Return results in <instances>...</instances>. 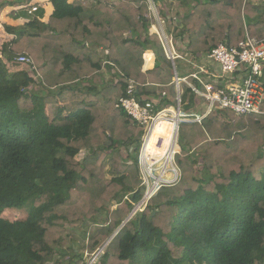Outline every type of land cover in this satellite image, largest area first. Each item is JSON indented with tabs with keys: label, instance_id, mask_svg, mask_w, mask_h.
<instances>
[{
	"label": "trees",
	"instance_id": "obj_1",
	"mask_svg": "<svg viewBox=\"0 0 264 264\" xmlns=\"http://www.w3.org/2000/svg\"><path fill=\"white\" fill-rule=\"evenodd\" d=\"M23 1L30 0H0V10ZM48 2L54 11L42 34L3 45L10 61L29 56L39 77L36 85L24 79L0 87V264H87L73 247L59 251L55 243L68 246L69 238L92 253L133 209L123 203L110 212L109 203L139 186V145L128 150L142 131L115 108L126 89L119 76L133 80L144 99L173 95L170 62L158 37L146 35L155 23L147 0H120L114 8L100 0ZM153 3L187 57L264 36V8L255 0ZM148 50L156 64L143 73ZM104 59L114 65L108 78L95 68ZM185 102L189 111L188 89ZM216 115L182 125L181 180L159 190L93 264H264V114ZM80 151L87 156L78 163ZM23 208L25 220L1 217Z\"/></svg>",
	"mask_w": 264,
	"mask_h": 264
},
{
	"label": "built area",
	"instance_id": "obj_2",
	"mask_svg": "<svg viewBox=\"0 0 264 264\" xmlns=\"http://www.w3.org/2000/svg\"><path fill=\"white\" fill-rule=\"evenodd\" d=\"M259 1L264 5V0ZM147 2L156 21L151 29L158 36L166 59L172 64L175 60H185L176 52L171 38L166 36L164 22L160 20L153 0ZM19 9L26 10L28 15L37 10L33 6ZM203 60L217 64L220 74L209 70L205 64L194 66L195 70L187 77L178 78L175 73L173 83L177 94L173 99H169L165 92L156 98L144 99L138 94L134 81L120 75L126 89L124 96L117 99L115 108L123 111L142 131L138 170L144 194L136 203L132 202L131 196L130 199L125 198L133 207V216L143 212L159 190L173 187L180 181L175 157L181 152V145H178L181 125H200L208 116L218 112H231L237 117L264 114V36L260 39L246 36L236 46L220 44L211 48ZM17 62L34 68L27 55H20ZM107 67L114 68L110 61L105 60L102 68ZM183 84L191 91L194 100L204 104L201 114L182 110L185 107L181 100ZM166 133L170 136L167 137ZM105 248L106 245L97 249L88 264L95 263Z\"/></svg>",
	"mask_w": 264,
	"mask_h": 264
},
{
	"label": "crops",
	"instance_id": "obj_3",
	"mask_svg": "<svg viewBox=\"0 0 264 264\" xmlns=\"http://www.w3.org/2000/svg\"><path fill=\"white\" fill-rule=\"evenodd\" d=\"M69 1H72V0H69ZM100 1L104 5L109 6L111 8H114L120 2V0H100ZM28 2L29 3L27 4L26 1H23V2H20L21 4H17V5H24L25 7H28V8H30V6L36 7L37 11L33 13L32 15H28L27 11L24 9H19L17 5H13V6L6 5L0 10V87L7 86L8 84L12 82H16V81L20 82L21 80H24V79H26L27 82H31L32 84L36 85L37 78L39 77V74L37 73V71L31 70L30 72H28L27 69H25V67L22 64L17 62V58L20 55H24V54L16 55L15 60L10 61L9 58H11L12 55H9L6 50L5 51L3 50L4 44L9 45L12 41H18L21 37H25V36L37 37L47 29L49 18L54 11L52 5L48 2V0H30ZM4 3L5 2H2L1 4H4ZM111 5L114 7H112ZM160 20L164 22L163 19L160 18ZM154 25H156V21L152 26ZM164 27H165V22H164ZM148 31H147L148 36H150L151 34H155L152 32L151 28ZM164 32H165V29H164ZM51 34H55V32H52ZM167 37L170 38L169 36ZM171 40L173 41L176 52L182 55L185 60H175L174 64H172L168 60L170 62L171 67L167 68V72L171 76V85L173 86V95H170L166 91H163V92L167 94L169 99L175 98L177 94L175 85L173 83V80L175 78L174 77L175 73L178 78L187 77L188 74H190L191 72L195 70L194 66L199 65V64H203V65L205 64L209 70L216 72L217 74H220V68L217 64L210 62V61H207V62H204V60L202 61V57L205 56L206 53L199 54L195 58H192L189 56L187 57L184 54V52L181 50L182 48H184V46L179 42V39L174 40L173 38H171ZM99 52H102V48L99 49ZM147 54H150L152 56V64L150 68H146L147 62H145L146 61L145 56ZM142 59H143V64H142L141 72L145 73L147 71H151L156 64L155 54L150 50L145 51L144 54L142 55ZM105 60L107 59H104V61ZM177 61L183 62L181 63V67H182L180 71L181 75L178 74L176 66H175V62ZM95 68L97 69V72L99 74L104 75L107 78L110 76L109 74L113 73L114 71V68L110 69L111 70L110 71L107 68H102V65L95 66ZM106 69L109 70L110 72L108 71L109 73H107ZM116 79L118 78H114V80ZM119 79H120V76H119ZM263 81H264V78H263ZM189 82H192V80H189ZM186 89H188V87L183 84L181 86L182 96ZM160 94L159 95L157 94L154 97H148V98H156L160 96ZM182 96H181V100H182ZM187 103L188 102L184 103L185 107L187 106ZM204 109H205V106L202 102H200L199 100H194V105L189 109L188 112L201 114Z\"/></svg>",
	"mask_w": 264,
	"mask_h": 264
},
{
	"label": "rangeland",
	"instance_id": "obj_4",
	"mask_svg": "<svg viewBox=\"0 0 264 264\" xmlns=\"http://www.w3.org/2000/svg\"><path fill=\"white\" fill-rule=\"evenodd\" d=\"M253 4H255V6H257V7H262V8H264V5L263 4H261L260 3V1L259 0H255V3H253ZM18 7H22V6H24V5H17ZM176 21H178V20H176ZM180 22V21H179ZM180 24H181V22H180ZM164 29H165V33H166V35L167 36H169L170 38H173L174 40H178L179 38H174L171 34H169L168 32H167V28H166V25H165V27H164ZM149 32V31H148ZM147 31H146V33H148ZM147 35V34H146ZM148 36V35H147ZM25 55V54H24ZM29 57V56H28ZM181 63H183V62H176V69H177V72H178V74L179 75H181V69H182V67H181ZM21 64V63H20ZM24 67H25V69H27V71L28 72H30L31 70H34V68L31 66V65H25V64H22ZM107 70V69H106ZM107 73H108V70L106 71ZM77 84H80V82H77ZM182 110L184 111V107L182 108ZM217 118L218 119H220V120H224V121H226V117L225 116H223V113H217ZM182 127V126H181ZM180 127V128H181ZM141 139H142V132H141V135H140V137L138 138V140H135L134 142H133V145H132V147H130L129 148V150H128V153H129V151H130V154H134V151H135V148H136V146L137 145H139V152H140V149H141ZM138 141V142H137ZM181 145V147L182 146H184L185 145V143L181 140V137H180V132H179V142H178V145ZM179 147V146H178ZM180 149V148H179ZM263 150H264V147H263ZM139 152H138V156H139ZM181 153V152H180ZM195 153V152H194ZM179 155V154H178ZM177 155V156H178ZM87 156V151H80L76 156H75V158H74V160L76 161V162H78V163H81L84 159H85V157ZM121 156H123V157H125L126 156V154H124V152L122 153V155ZM177 156L175 157V162H176V164H177V166H178V168H179V171H180V176L182 177V172H181V169H180V166H179V164H178V162H177ZM202 160H203V156L201 157V158H199V164H200V166H201V163H202ZM127 162H129V161H127ZM131 163V162H130ZM200 166L198 165V166H195L194 167V169L195 170H197L198 168H200ZM107 170L108 169H106L105 170V175H106V177H108V178H110V175L107 173ZM137 175H138V180H139V186L137 187V188H133V189H127V190H125L124 191V193L122 194V196H120V198H118V200H112L110 203H109V205L107 206V211H114V210H116L117 208H118V206H120L121 204H129L128 202H126L125 201V198L127 197L128 199H130V196L131 195H133L132 193H134V192H137V191H139V189H141L142 187H141V181H140V174H139V170H138V164H137ZM181 177H180V180H181ZM144 193V192H143ZM130 205V204H129ZM131 212H132V210H131ZM130 212V213H131ZM129 216V215H128ZM1 217L3 218V219H5V220H8V221H10V222H14V221H21V220H25L26 219V217H27V209L26 208H23V209H18V210H16V209H10V210H5L3 213H2V215H1ZM134 217V216H133ZM133 217H131V219L133 218ZM137 217H141V215H137ZM105 219H101L99 222H98V224L99 225H104L105 224ZM123 222H125V221H123ZM122 222V223H123ZM80 233H78V235H79ZM112 237V236H111ZM111 237L108 239V240H106V241H104L103 242V244L100 246H98V247H96L95 248V250L92 252V253H89V252H87L86 250H83V249H80L79 247H78V243L76 242V243H72L71 242V240L69 239V238H66V242H67V245L68 246H65V247H61L60 246V244L58 243V242H56L55 243V247L57 248V250H65L66 248H68V247H73V250H75V252L77 253V254H79V255H83V258H84V260L87 262V264L90 262V256L92 255V254H94L95 252H96V250L97 249H99L100 247H102V246H104V245H106V248H107V246H108V244H109V242L111 241ZM105 251H106V249H105ZM104 252V249H103V251H102V253ZM60 258V256L58 255L54 260L56 261V260H58ZM94 263V262H93ZM92 263V264H93ZM48 264H53V262H50V263H48Z\"/></svg>",
	"mask_w": 264,
	"mask_h": 264
},
{
	"label": "water",
	"instance_id": "obj_5",
	"mask_svg": "<svg viewBox=\"0 0 264 264\" xmlns=\"http://www.w3.org/2000/svg\"><path fill=\"white\" fill-rule=\"evenodd\" d=\"M112 6V5H111ZM112 7H114V6H112ZM176 26H177V28L178 29H181L182 28V26H181V24H180V22L179 21H176ZM133 216V211L129 214V216L126 218V220H125V222H123L122 224H121V226L115 231V233L112 235V237H111V239H113L114 237H115V235L118 233V231L125 225V223L129 220V219H131V217Z\"/></svg>",
	"mask_w": 264,
	"mask_h": 264
},
{
	"label": "bare ground",
	"instance_id": "obj_6",
	"mask_svg": "<svg viewBox=\"0 0 264 264\" xmlns=\"http://www.w3.org/2000/svg\"><path fill=\"white\" fill-rule=\"evenodd\" d=\"M145 59H146V62H147L146 68H150L151 67V64H152V56L150 54H147L145 56ZM165 135H167V137L170 136V134H167V133ZM175 150H176V148H175Z\"/></svg>",
	"mask_w": 264,
	"mask_h": 264
}]
</instances>
